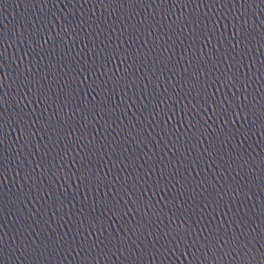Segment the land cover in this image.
<instances>
[{"label":"water","instance_id":"1","mask_svg":"<svg viewBox=\"0 0 264 264\" xmlns=\"http://www.w3.org/2000/svg\"><path fill=\"white\" fill-rule=\"evenodd\" d=\"M264 0H0V264H261Z\"/></svg>","mask_w":264,"mask_h":264},{"label":"snow or ice","instance_id":"2","mask_svg":"<svg viewBox=\"0 0 264 264\" xmlns=\"http://www.w3.org/2000/svg\"><path fill=\"white\" fill-rule=\"evenodd\" d=\"M261 264H264V261H262Z\"/></svg>","mask_w":264,"mask_h":264}]
</instances>
